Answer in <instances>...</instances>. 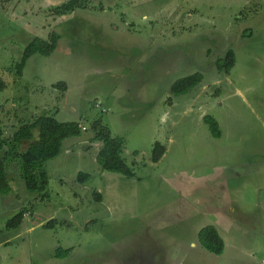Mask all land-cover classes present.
I'll return each instance as SVG.
<instances>
[{
  "label": "rangeland",
  "instance_id": "obj_1",
  "mask_svg": "<svg viewBox=\"0 0 264 264\" xmlns=\"http://www.w3.org/2000/svg\"><path fill=\"white\" fill-rule=\"evenodd\" d=\"M68 1L0 0L2 138L44 116L84 130L46 163L47 196L27 191L9 160L0 264H264V0H84L55 15ZM54 32L57 50L18 73L26 47ZM229 50L226 73L217 63ZM199 72L201 85L172 97ZM96 120L124 140L134 178L97 163ZM157 142L166 153L154 164ZM209 225L220 227L222 256L199 243Z\"/></svg>",
  "mask_w": 264,
  "mask_h": 264
},
{
  "label": "trees",
  "instance_id": "obj_2",
  "mask_svg": "<svg viewBox=\"0 0 264 264\" xmlns=\"http://www.w3.org/2000/svg\"><path fill=\"white\" fill-rule=\"evenodd\" d=\"M86 8L84 0H70L54 9L57 16L74 12L78 9ZM61 36L57 33H51L49 39L37 38L32 41L25 49L22 61L17 65V72L22 73L28 60L34 55L44 57L51 56L58 48ZM221 71L229 73L236 65V54L229 50L225 58L217 63ZM204 81L202 73H195L177 80L170 88L172 97L179 98L187 95L190 91L201 85ZM57 87L66 89V85L60 84ZM7 84L0 76V96L6 90ZM204 122L209 126L212 135L215 138H221L222 134L218 122L206 116ZM83 127L78 122H59L55 117L44 116L33 122L23 125L13 136L11 141L2 138L0 129V150L4 152L0 158V196H6L11 193L12 187L8 174L10 159L18 162L21 179L25 188L30 193H44L49 186V176L45 169L48 161L58 157L67 139L80 137L83 134ZM91 131L94 133L92 141L102 145L97 156V163L102 170L118 173L127 178H134L133 169L128 166L122 154L124 151V140L114 137L102 120H96L91 125ZM37 133V137L36 134ZM24 142H29L25 150H20ZM7 147V149H6ZM166 153L165 147L157 142L153 150L152 162L157 164ZM9 161V162H8ZM8 162V163H7ZM88 175L80 173L79 181L88 179ZM26 212H20L13 217L7 224L8 230H17L24 222ZM200 245L208 252L222 256L226 244L215 225H209L203 228L198 234ZM71 250L59 253L58 256L67 255Z\"/></svg>",
  "mask_w": 264,
  "mask_h": 264
},
{
  "label": "crops",
  "instance_id": "obj_3",
  "mask_svg": "<svg viewBox=\"0 0 264 264\" xmlns=\"http://www.w3.org/2000/svg\"><path fill=\"white\" fill-rule=\"evenodd\" d=\"M229 210H230L231 212H233V213H234V211H235V209H234L233 206H230ZM215 226L218 228V230H219V232H220V234H221L220 227H219L218 225H215Z\"/></svg>",
  "mask_w": 264,
  "mask_h": 264
}]
</instances>
